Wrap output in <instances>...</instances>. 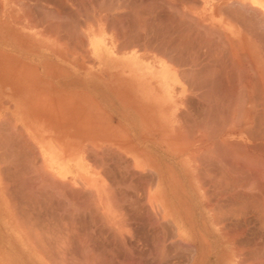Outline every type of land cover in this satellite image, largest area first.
I'll return each instance as SVG.
<instances>
[{
    "label": "rangeland",
    "instance_id": "rangeland-1",
    "mask_svg": "<svg viewBox=\"0 0 264 264\" xmlns=\"http://www.w3.org/2000/svg\"><path fill=\"white\" fill-rule=\"evenodd\" d=\"M28 6L36 24L64 21ZM26 13L0 37L4 88L10 66L72 70L93 52L95 67L115 69V89H124L126 0H83L82 31L27 28ZM0 95V264H264V107L252 123L249 93L247 107L226 108L234 93L180 92L176 122L163 125L172 138L135 141L64 138L77 126L68 105L51 106L49 125L16 124L9 96H18L22 118L26 85ZM48 126L50 139H41ZM236 128L259 134L257 188L250 170L236 171L233 141L218 138Z\"/></svg>",
    "mask_w": 264,
    "mask_h": 264
},
{
    "label": "crops",
    "instance_id": "crops-1",
    "mask_svg": "<svg viewBox=\"0 0 264 264\" xmlns=\"http://www.w3.org/2000/svg\"><path fill=\"white\" fill-rule=\"evenodd\" d=\"M30 4L40 5L46 12H57L59 20L64 21L36 24L35 14L31 13L36 8H29ZM20 11L30 12L26 13L27 28L74 27L80 31L83 28V0H0L3 42L4 35L11 36L12 31L19 29ZM180 12L186 20H180ZM180 28L186 29L181 36ZM192 43L199 49L191 48ZM126 50L129 70L122 90L115 89V69L95 67L98 58L93 52L84 54L90 61L88 66L80 63V68L72 70L54 67L51 73L50 69L44 71L33 64L28 69L27 61L18 63L16 70L10 66L5 88L0 81V92H17L21 83L27 91L22 118H18V96H9L10 109H16L10 112L13 122L49 125L51 106L54 109L68 105L74 109L68 123L77 126L70 127L72 136L64 138L171 139L172 134L164 132L163 125L176 122L179 93L219 91L234 93L220 103V107L226 108L247 107L241 101H244L243 93H249L252 123H259L255 109L264 107V0H126ZM0 75H3L1 68ZM13 80L18 84L16 87L12 85ZM64 92L74 95L67 96ZM66 100H72V104H57ZM0 101H3L2 95ZM184 102L185 106H192L191 100ZM1 104L4 102L0 108ZM233 123L238 122L235 119ZM48 128V136L41 139H50ZM41 131L45 133V127ZM218 138L233 141L236 171L250 170V186L259 187L255 177L259 171L260 149L258 142H254L259 140V134L236 128L234 132L220 133ZM41 146L44 149L43 143ZM256 201L252 199L253 203Z\"/></svg>",
    "mask_w": 264,
    "mask_h": 264
},
{
    "label": "bare ground",
    "instance_id": "bare-ground-1",
    "mask_svg": "<svg viewBox=\"0 0 264 264\" xmlns=\"http://www.w3.org/2000/svg\"><path fill=\"white\" fill-rule=\"evenodd\" d=\"M202 43H203V42H202ZM192 44H193V43H192ZM200 44H201V43H200ZM200 44H199V45H200ZM202 45H204V44H202ZM194 46H195V44H193L191 48H194ZM196 46H197V45H196ZM196 46H195V47H196ZM208 47H210V45H209ZM197 48H198V46H197ZM198 49H199V48H198ZM212 52H213V51H212Z\"/></svg>",
    "mask_w": 264,
    "mask_h": 264
}]
</instances>
